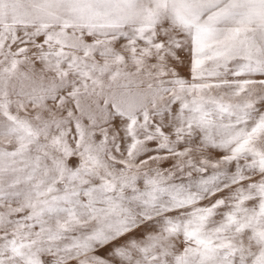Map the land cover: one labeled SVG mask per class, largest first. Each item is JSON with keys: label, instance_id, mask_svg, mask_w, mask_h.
<instances>
[{"label": "snow or ice", "instance_id": "snow-or-ice-1", "mask_svg": "<svg viewBox=\"0 0 264 264\" xmlns=\"http://www.w3.org/2000/svg\"><path fill=\"white\" fill-rule=\"evenodd\" d=\"M0 264H264V0H0Z\"/></svg>", "mask_w": 264, "mask_h": 264}]
</instances>
